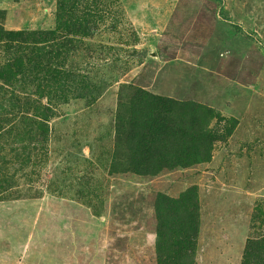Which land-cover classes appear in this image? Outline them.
<instances>
[{"label": "rangeland", "instance_id": "obj_1", "mask_svg": "<svg viewBox=\"0 0 264 264\" xmlns=\"http://www.w3.org/2000/svg\"><path fill=\"white\" fill-rule=\"evenodd\" d=\"M137 90L200 118L205 161L124 169ZM189 188L194 263L240 264L264 240V0H0V264H156L158 198Z\"/></svg>", "mask_w": 264, "mask_h": 264}, {"label": "trees", "instance_id": "obj_2", "mask_svg": "<svg viewBox=\"0 0 264 264\" xmlns=\"http://www.w3.org/2000/svg\"><path fill=\"white\" fill-rule=\"evenodd\" d=\"M234 28L239 29L237 26ZM53 37L54 32L49 37L44 34L41 40L48 42ZM6 73H10V68ZM123 109L125 115L120 114ZM183 110L184 106L181 104L179 106L175 101L156 97L142 90H137L126 102H120L117 120L118 126H121L120 120L126 117L122 149L129 152L130 162V166L124 169H130L136 174H154L161 168L186 166L205 161L207 157L204 156L208 155L211 143L205 142L206 150L201 144L199 145L200 142L196 138L198 134L196 122L200 118L193 115L188 108L185 109L184 115ZM158 200L162 202L161 205H157L160 207L156 208L158 219L166 227L165 232L171 235V229L177 231L174 238H165L169 240H163V243L159 239L160 233H156V264H195L197 202L194 190L187 189L176 200L169 198H158ZM174 203L176 207L172 206ZM169 207L176 208L175 213L166 212V208ZM167 222L170 224L167 225ZM240 264H264V240H247Z\"/></svg>", "mask_w": 264, "mask_h": 264}]
</instances>
